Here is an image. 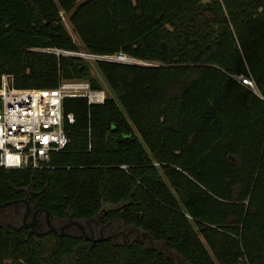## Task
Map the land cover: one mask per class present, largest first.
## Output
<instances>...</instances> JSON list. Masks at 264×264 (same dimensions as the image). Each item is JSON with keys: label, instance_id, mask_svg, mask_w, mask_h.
Segmentation results:
<instances>
[{"label": "trees", "instance_id": "obj_1", "mask_svg": "<svg viewBox=\"0 0 264 264\" xmlns=\"http://www.w3.org/2000/svg\"><path fill=\"white\" fill-rule=\"evenodd\" d=\"M60 11L86 51L147 63L95 58L115 94L64 96L68 143L0 165V202L27 188L55 225L99 216L127 235L0 226V264H264V0H0V83L101 88L51 50L78 49Z\"/></svg>", "mask_w": 264, "mask_h": 264}, {"label": "built area", "instance_id": "obj_2", "mask_svg": "<svg viewBox=\"0 0 264 264\" xmlns=\"http://www.w3.org/2000/svg\"><path fill=\"white\" fill-rule=\"evenodd\" d=\"M102 56L124 61L134 59L123 53ZM239 78L253 86L249 78ZM67 95L86 96L93 103L105 98L103 89L93 88L87 80L80 78L63 79L54 87H17L8 74L2 75L0 165L11 168L47 165L50 154L68 143L63 124L65 119L73 121L74 116L71 112L63 113L62 98Z\"/></svg>", "mask_w": 264, "mask_h": 264}, {"label": "flooded vegetation", "instance_id": "obj_3", "mask_svg": "<svg viewBox=\"0 0 264 264\" xmlns=\"http://www.w3.org/2000/svg\"><path fill=\"white\" fill-rule=\"evenodd\" d=\"M28 189H25V193L23 196L17 197V198H23L26 197L28 200ZM16 199V198H15ZM29 202V200H28ZM26 202L22 199L13 201L9 204L3 205L0 207V226H3L6 228L7 225H13L16 227H25L27 229L28 233L31 232H37L42 233L44 231L49 230V225L46 220V213L44 210H40L35 205L31 204L29 202V211L25 215L26 211ZM70 218H66V220L60 224L55 225L52 221V218L50 221L52 224L57 228L58 233H69V232H76L72 231L73 228H78L79 231L83 232L88 238L89 237H95L97 234H103L108 233L110 234L113 239L120 238L121 236H126L122 228H119L117 231H113V229L117 227H121V225L116 223L114 220H109L107 222H103L101 217H92L89 220H84L83 222L78 220L81 224V226L77 223L71 222L67 226H63L65 223L70 222ZM64 228H67V230H64ZM87 228V229H86ZM51 230V229H50ZM89 230V233L87 232ZM107 231H113V232H107Z\"/></svg>", "mask_w": 264, "mask_h": 264}, {"label": "rangeland", "instance_id": "obj_4", "mask_svg": "<svg viewBox=\"0 0 264 264\" xmlns=\"http://www.w3.org/2000/svg\"><path fill=\"white\" fill-rule=\"evenodd\" d=\"M60 16H61V20H62L65 28L67 29L68 33L71 35V37L73 38V40L76 42V44L78 46L77 51H82V52L87 53L88 51H86L83 48V46L81 44V40H80L79 36L77 35L75 29L73 28L70 20H69V13H67L65 11H60ZM54 50L59 52L57 49H54ZM82 57L84 59V62L87 63V65L89 66V72L91 73V75H94L98 79V81L100 82L101 89H103L105 96L114 95L115 91L106 84L103 76L99 72V70H98V68L96 66V63H95L94 55H87V56H82ZM132 60H134L136 62L147 63L145 61H140V60H137V59H132ZM83 80H86V79H83ZM64 230H67V228H64ZM72 231L79 232V229L78 228H73Z\"/></svg>", "mask_w": 264, "mask_h": 264}, {"label": "water", "instance_id": "obj_5", "mask_svg": "<svg viewBox=\"0 0 264 264\" xmlns=\"http://www.w3.org/2000/svg\"><path fill=\"white\" fill-rule=\"evenodd\" d=\"M60 52H62V53H68V54H73V55H79V56H87L88 54H91V53H85V52H82V51H77V50H68V49H63V50H60ZM92 55V54H91ZM94 58H105L104 56H100V55H94ZM105 59H108V58H105ZM135 59V58H134ZM115 60H117V59H115ZM134 60H130L129 62H133ZM134 62H136V61H134ZM19 199H22V200H24L25 202H26V211H25V215L28 213V211H29V202H28V200H27V198L26 197H23V198H16V199H11V200H7V201H4V202H0V207L1 206H3V205H6V204H9V203H11V202H13V201H16V200H19ZM37 209H40V210H44L45 211V213H46V220H47V223H48V225H49V228L51 229V230H53L54 232H56L57 234H58V236L61 238L62 237V235L64 234V233H62V232H59L58 233V231H57V228L52 224V222L50 221V219L52 218V216H51V213L49 212V210H47V209H43V208H37ZM71 219V218H70ZM71 222H74V223H77V224H81L78 220H76V219H71L70 220V222H68V223H65L63 226H67V225H69ZM81 226V225H80ZM111 235L110 234H106V235H102V236H100V237H89V239H91V241H94V240H96V239H100V238H109Z\"/></svg>", "mask_w": 264, "mask_h": 264}]
</instances>
